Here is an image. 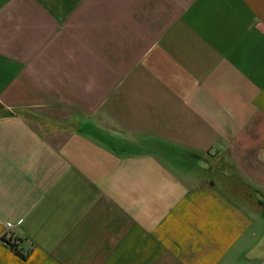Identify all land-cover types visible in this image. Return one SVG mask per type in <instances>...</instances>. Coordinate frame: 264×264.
<instances>
[{
    "label": "crops",
    "instance_id": "crops-1",
    "mask_svg": "<svg viewBox=\"0 0 264 264\" xmlns=\"http://www.w3.org/2000/svg\"><path fill=\"white\" fill-rule=\"evenodd\" d=\"M0 264H264V0H0Z\"/></svg>",
    "mask_w": 264,
    "mask_h": 264
},
{
    "label": "built area",
    "instance_id": "built-area-1",
    "mask_svg": "<svg viewBox=\"0 0 264 264\" xmlns=\"http://www.w3.org/2000/svg\"><path fill=\"white\" fill-rule=\"evenodd\" d=\"M5 237H6V240L10 238V236H9L8 234H6V236H5Z\"/></svg>",
    "mask_w": 264,
    "mask_h": 264
}]
</instances>
